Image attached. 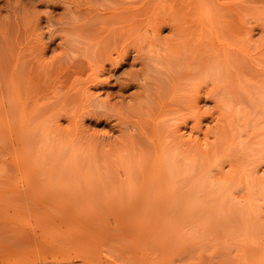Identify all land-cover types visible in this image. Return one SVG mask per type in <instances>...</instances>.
Returning a JSON list of instances; mask_svg holds the SVG:
<instances>
[{"label": "rangeland", "instance_id": "obj_1", "mask_svg": "<svg viewBox=\"0 0 264 264\" xmlns=\"http://www.w3.org/2000/svg\"><path fill=\"white\" fill-rule=\"evenodd\" d=\"M0 264H264V0H0Z\"/></svg>", "mask_w": 264, "mask_h": 264}]
</instances>
